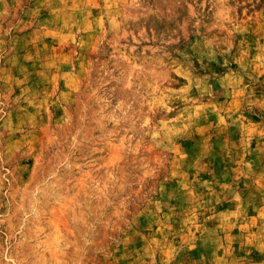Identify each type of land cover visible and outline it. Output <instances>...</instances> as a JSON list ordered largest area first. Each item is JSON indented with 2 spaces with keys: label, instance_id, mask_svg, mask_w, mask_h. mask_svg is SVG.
I'll use <instances>...</instances> for the list:
<instances>
[{
  "label": "rangeland",
  "instance_id": "rangeland-1",
  "mask_svg": "<svg viewBox=\"0 0 264 264\" xmlns=\"http://www.w3.org/2000/svg\"><path fill=\"white\" fill-rule=\"evenodd\" d=\"M0 264H264V0H0Z\"/></svg>",
  "mask_w": 264,
  "mask_h": 264
}]
</instances>
